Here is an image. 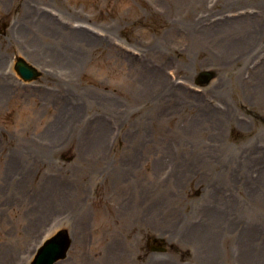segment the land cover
I'll return each instance as SVG.
<instances>
[{
  "label": "rangeland",
  "instance_id": "obj_1",
  "mask_svg": "<svg viewBox=\"0 0 264 264\" xmlns=\"http://www.w3.org/2000/svg\"><path fill=\"white\" fill-rule=\"evenodd\" d=\"M62 229L55 264H264V0H0V264Z\"/></svg>",
  "mask_w": 264,
  "mask_h": 264
},
{
  "label": "water",
  "instance_id": "obj_2",
  "mask_svg": "<svg viewBox=\"0 0 264 264\" xmlns=\"http://www.w3.org/2000/svg\"><path fill=\"white\" fill-rule=\"evenodd\" d=\"M18 74L26 81L36 79L40 72L23 58H18L15 63ZM215 74L211 71H203L198 77L197 82L201 85L207 84L213 79ZM72 239L67 230H60L52 237L46 239L38 248L37 253L31 264H55L57 261L66 258L71 248ZM153 250L164 252L161 247H153Z\"/></svg>",
  "mask_w": 264,
  "mask_h": 264
},
{
  "label": "bare ground",
  "instance_id": "obj_3",
  "mask_svg": "<svg viewBox=\"0 0 264 264\" xmlns=\"http://www.w3.org/2000/svg\"><path fill=\"white\" fill-rule=\"evenodd\" d=\"M53 20V19H52ZM44 22H48V23H51V24H56L54 21H51V20H48V19H44L43 20ZM14 31L15 30H13V33H14ZM75 31L76 30H74V33H75ZM76 33H80L79 31H76ZM3 86H5V85H3ZM4 88V87H3ZM39 147H41V146H39ZM45 146L43 145V147H41V148H44ZM19 152H21V155H22V157L21 158H23L24 159V157L25 156H30V154H31V151L27 148V147H25V149L23 150V151H19ZM43 152H45V150H43ZM42 157H44L45 155H41ZM15 174H16V176H15V178L16 177H18V176H21V171H19V169L16 171V172H14ZM71 236V235H70Z\"/></svg>",
  "mask_w": 264,
  "mask_h": 264
}]
</instances>
